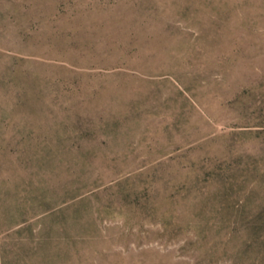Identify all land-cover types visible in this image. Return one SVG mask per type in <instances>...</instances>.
<instances>
[{
    "label": "rangeland",
    "instance_id": "rangeland-1",
    "mask_svg": "<svg viewBox=\"0 0 264 264\" xmlns=\"http://www.w3.org/2000/svg\"><path fill=\"white\" fill-rule=\"evenodd\" d=\"M0 264H264V0H0Z\"/></svg>",
    "mask_w": 264,
    "mask_h": 264
}]
</instances>
